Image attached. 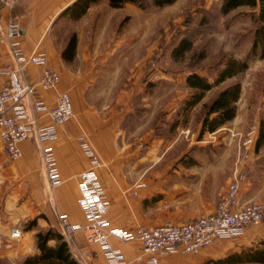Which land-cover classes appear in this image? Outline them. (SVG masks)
I'll return each instance as SVG.
<instances>
[{"label": "crops", "instance_id": "obj_1", "mask_svg": "<svg viewBox=\"0 0 264 264\" xmlns=\"http://www.w3.org/2000/svg\"><path fill=\"white\" fill-rule=\"evenodd\" d=\"M75 1L0 0V85L9 81L6 69L13 62L6 40L7 20L13 16L23 29L20 40L25 51L45 53L48 57L47 66L61 75V81L56 87L49 90L39 88V97L51 106L57 102L60 92L68 90L76 115L74 121L57 126L58 136L50 144L55 150L63 179L53 189L50 188L43 169L40 147L33 139L23 140L20 144L23 155L18 159L9 156L0 140V264H21L28 255L39 253L37 234L40 230L54 227L59 230L58 212L67 214L74 223L88 222L80 202L79 188V174L90 165L89 158L78 141V136L83 131L90 136L92 144L103 159V165L97 168V173L111 205L107 217L112 227L134 231L142 224L156 226L169 219L177 222L195 220L212 213L218 201L208 200L207 207L198 208L185 200L172 207L167 197L162 195L168 192L169 161H174L175 173L183 176L190 174L197 182V189L207 190L213 187L210 186L214 174L212 162L203 160L206 157L203 154L210 155L214 151L211 153L197 150L198 144L202 146V143L207 142L206 136L212 135L211 132H206L202 138L196 139L202 127V119L198 122L197 131L187 125L179 127L171 141L175 144L182 142V145L174 152L167 153L163 124L156 115L154 119L159 120L158 124L154 119L152 121L149 117L151 114L147 113L151 105L145 101L146 98L155 96L158 91L154 90L149 94L141 90V93H136L138 102H135L134 83L137 84V81L132 85L124 82V87L121 85L115 90L113 104L109 107L101 105L98 102L103 99L105 92L99 96L97 76L92 71L107 63L96 64L94 55H85L86 66L79 63L83 58L80 55L89 53L83 51L82 38L85 33L71 29L72 27L69 31L57 29L60 17L63 16L73 24L79 21L102 20L105 13L113 14L117 20H121L125 15L132 16L134 11L137 13L138 6L126 3L117 8L110 5V0H100L92 3L81 17L73 19L63 11ZM74 34L78 42L76 53L73 59H66L63 52ZM88 34L94 36L95 32L91 30L90 33L89 30ZM41 69L39 65H31L28 68L29 77L35 80ZM184 80L186 82V77ZM187 90L183 99L186 101L189 99L187 94L191 95L193 92L189 86ZM178 96L176 92L170 96L172 99L169 105H172V110L168 111V116L173 115L176 110ZM130 116L138 118L136 124L128 122ZM43 122L49 124L51 119L45 118ZM175 124L179 125V118ZM258 135L259 131L251 134L253 141L248 150L249 157H240L235 171V174H243L239 191L242 203L258 200L264 202V142L257 147ZM226 178L229 184L232 179L229 169ZM141 182L145 185L139 187ZM135 190L138 192L137 196H133ZM174 208L178 211H174ZM32 221L36 222L29 226ZM14 227L22 229L18 238L11 236ZM263 239L264 226L259 224L246 228L240 237L221 239L215 247H204L198 254H161L159 258L162 264H201L212 258L210 255L215 251L235 249ZM112 243L121 249L124 259L139 264L136 259L142 252L139 241L125 243L113 238ZM67 244L81 264L85 252L89 253V260L93 264H110L104 246L100 243H89L83 232H78L74 240ZM147 258L144 257L145 261Z\"/></svg>", "mask_w": 264, "mask_h": 264}, {"label": "rangeland", "instance_id": "obj_2", "mask_svg": "<svg viewBox=\"0 0 264 264\" xmlns=\"http://www.w3.org/2000/svg\"><path fill=\"white\" fill-rule=\"evenodd\" d=\"M221 2L222 0H178L161 8L138 7L137 13L134 11L132 16L125 15L121 20H117L113 14L105 13L102 20L79 21L73 24L63 16L57 25V29L69 31L72 27L71 29L85 33L82 38L83 51L89 53L81 54L83 58L79 63L86 66L85 55H94L96 64L107 63L92 71L97 76L99 96L105 92L103 99L98 102L101 105H112L115 90L121 85L124 87V82L132 85L137 81L138 85L134 83L135 102H138L136 93H141V90L149 94L154 90L158 91L155 96L146 98L145 101L151 105L147 113L151 114L149 117L152 121L156 115L163 124L167 153L174 152L182 145V142L175 144L171 141L179 127L187 125L197 131L198 122L205 113V104L211 102L215 94L225 86L241 82L236 116L226 122L223 129L207 135L206 143L197 146V150L211 153L214 151L210 155L203 154L206 156L203 160L212 162L214 174L210 186L213 187L207 190L197 189L196 180L190 174L183 176L175 173L174 161H169L168 192L162 195L167 197L172 207L185 200L194 207H207L209 201L219 200L220 193L228 184L227 170L231 171L233 178L238 159L245 150H240L238 143L230 144L225 140L228 128L248 136L260 130L264 117V59H254L248 69L215 85L195 106L186 108V100H183L188 92L184 79L189 72L198 71L210 81L214 80L225 57L242 58L251 47L255 22L246 14L248 8L239 7L231 13L222 14ZM89 30L90 33L91 30L95 32L94 36L88 34ZM183 40L190 41L192 46L180 55L177 49ZM173 92L179 94V103L173 115L168 116V111L172 110L169 102ZM187 97L190 98V95L187 94ZM75 118L74 113V117L68 121H74ZM178 118L179 125H176ZM137 121L138 118L130 116L128 122L136 124ZM154 122L158 124L159 120L154 119ZM198 138H202L199 132L196 139ZM260 225L264 226V222ZM219 241L206 248L215 247ZM51 243L55 244V241ZM261 246L259 240L235 249L215 251L210 255L212 258L201 264H264L250 261L248 256L251 248L255 250Z\"/></svg>", "mask_w": 264, "mask_h": 264}, {"label": "built area", "instance_id": "obj_3", "mask_svg": "<svg viewBox=\"0 0 264 264\" xmlns=\"http://www.w3.org/2000/svg\"><path fill=\"white\" fill-rule=\"evenodd\" d=\"M22 34L20 22L13 16L9 17L6 40L13 62L6 69L9 81L0 85V140L9 156L18 159L23 155L20 144L23 140L33 139L40 147L43 169L53 189L63 179L55 150L50 144L58 136L57 126L74 117V102L68 90L60 92L57 102L51 106L39 97V88L49 90L56 87L61 75L47 66L45 53L25 51L20 40ZM31 65L42 67L35 80L29 77L28 68ZM45 118H50L51 123H44ZM225 140L230 144L238 143L240 150L245 149L241 157H249L248 150L253 141L251 135L244 136L242 132L228 128ZM78 141L90 161L89 167L79 174L80 202L88 222L77 224L67 214L58 212L59 230L66 242L73 241L78 232L85 233L89 243L104 246L110 264H134L124 259L121 249L112 243L113 238L125 243L139 241L142 247L141 254L136 258L139 264H162L159 258L161 254H198L204 247L221 239L240 237L249 226H259L264 222L263 201L241 202L239 191L243 174L236 173L220 193L210 214L185 222L171 219L156 226L142 224L134 231L112 227L107 217L111 205L97 173L103 159L86 132L78 136ZM144 185V182L138 184L139 187ZM137 195L135 190L133 196ZM21 234L20 227L12 228V237L18 238ZM89 256L88 252L84 253L82 264H93ZM145 256L148 257L146 261Z\"/></svg>", "mask_w": 264, "mask_h": 264}, {"label": "trees", "instance_id": "obj_4", "mask_svg": "<svg viewBox=\"0 0 264 264\" xmlns=\"http://www.w3.org/2000/svg\"><path fill=\"white\" fill-rule=\"evenodd\" d=\"M100 0H76L72 5L68 6L63 13L69 14L73 19H78L86 13L87 9L94 2ZM177 0H110L113 7H121L126 3H132L135 6L146 9L150 6L165 7L175 3ZM239 7L248 8L247 15L255 22L252 31V44L248 50V54L242 58L233 56L225 57L218 70L214 80L202 75L198 71L189 72L186 76V82L193 89L190 98L186 101V108L195 106L203 99L206 92L210 91L215 85L222 83L229 77L239 75L250 66L254 59H264V0H222L220 10L222 14L231 13ZM68 45L64 49L63 57L73 59L77 48V37L74 34L68 41ZM192 46L190 41L183 40L177 49L179 54L190 49ZM241 82H236L225 86L215 94L211 102L205 104V113L201 120V130L199 136H203L206 132H213L221 128L226 122L232 120L237 114L236 102L240 99ZM257 147L264 142V117L261 120ZM36 221H32V226ZM28 226V227H29ZM51 241H55L52 244ZM262 246L250 249L249 260L255 262H264V239L261 240ZM37 246L40 252L34 255H28L21 264H81L73 255L70 247L64 239L63 233L58 229L49 228L40 230L37 234Z\"/></svg>", "mask_w": 264, "mask_h": 264}]
</instances>
